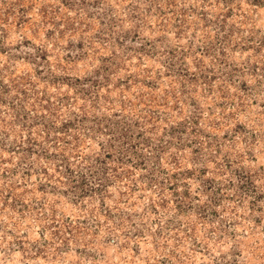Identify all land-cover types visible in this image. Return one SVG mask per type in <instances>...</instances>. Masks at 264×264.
Listing matches in <instances>:
<instances>
[{
  "label": "rangeland",
  "instance_id": "rangeland-1",
  "mask_svg": "<svg viewBox=\"0 0 264 264\" xmlns=\"http://www.w3.org/2000/svg\"><path fill=\"white\" fill-rule=\"evenodd\" d=\"M105 2L106 0H60V4L52 8L50 14L49 8L52 6L41 3L40 0H12L10 5L8 0H4L5 7L0 11V32L3 33L0 36V55L8 54L9 48L5 42L17 32L25 34L22 41L24 47L32 46L35 49L34 53H20L21 44L14 45L16 52L9 59L14 62L15 67L10 68L5 64L4 68L0 69V150H2L0 164H11L14 156H19L16 167L10 170L12 176L19 175L23 182L36 173L37 170L34 168L36 162L44 160L52 163L60 159L56 153L50 154L44 148L40 142L41 136L47 143H52L53 133L57 138L72 134L77 147H80L78 142L84 139L83 129L88 124L87 117L62 122L57 128L54 120L59 119L61 108L72 103L73 96L64 94L55 97L54 94H50L51 89H60L66 85L69 90H75L76 104L84 101L85 106L91 104L92 108H96L103 102L122 108L125 114L123 118L114 121L103 120L98 123L93 121L96 127L88 131L110 135L112 140L104 150L106 154L97 157L96 165L86 171L77 173L71 165L57 166V172L65 168L64 174L68 184L65 189L55 188L51 180L37 183L34 188L24 185L23 190L21 184L10 186V190L4 196L3 207H0V217L7 214L9 221L14 222L16 227L28 221L40 211V208L47 206L49 201L55 202L52 208V224L49 227L59 228L56 220L61 206L66 214L63 222L64 236L61 238L62 247H50L48 241L44 242V247L32 244L31 248L35 255L29 256L23 243L28 233L22 232L21 238L15 240V244L24 254L25 264H29L30 261H41L42 264H154L152 249L158 251V248L152 244V237L142 230L132 232L131 235L124 230L131 217L124 219L114 215L113 209L108 206L109 200L112 199L108 190L116 185H125L126 188L121 189V197H127V202L133 207L144 198L143 195L138 196V193L152 190V186L156 183L154 178L156 169L153 168L151 176L148 175V158L141 149L150 147L152 143L150 134L162 123L169 122L160 119L158 115L160 112L175 114L178 110L182 112L192 107L197 114L191 116L187 123L172 126L170 130L165 131L166 135L173 137V141L165 144L161 140V143L153 148V152L157 154L156 163H164V157L172 148H175L177 153L187 152L191 148L193 155L199 158L201 149L196 146V142L187 143L183 140L189 124L192 126L193 135L198 129L202 135L204 134V129L200 127L202 124L211 127L212 131L227 126L224 123L208 125L200 109L207 104L227 112L229 107L242 103L249 95L247 78L264 76V35H259L257 32L244 37L242 41H237L236 36L239 32L236 24L229 23L235 19L234 8H229L227 12L222 13V16L218 15L214 21L208 20L206 9L202 8L200 12L192 9V16L195 19H190L187 10L180 9L177 12L176 0H167V11L160 7H157L156 11L161 16L174 17L170 27L175 30L173 37L175 41L185 39L186 32H191L187 48L169 43L168 37L163 33L155 36L153 40L145 38L138 47H134L142 39L141 27L142 23H147V17L141 15L137 4H127L124 10L128 12L129 19L142 23H137L133 29L117 32L122 22H126L113 15L114 12L120 11L119 0L111 7H104ZM222 2L227 4L230 0H216L217 4ZM205 4L211 7L209 0H205ZM153 6L155 0H152L149 7L144 10L145 13H151ZM256 7L264 8V0H259ZM77 9L83 13L82 16L76 19L68 16L69 12ZM33 13L41 16L46 23H52L56 17H60L59 20H55V25L59 27L64 24L65 28L59 33L52 29L43 31L41 28H34ZM65 17H67L66 21ZM160 25L164 28L169 27L164 21H161ZM152 28L153 25L147 23V28L143 30L148 31ZM209 28H213V32H209ZM198 33H203V39L199 44L196 43ZM70 36L78 39L73 41ZM65 39L67 43L63 44ZM129 41L131 43H128ZM41 43L52 47H41ZM114 49L123 50L122 55H118ZM108 52H111V55L104 54ZM238 54L245 55L246 62L243 67L234 59ZM159 56H163L164 60L158 61ZM192 57L196 59L190 65L189 60ZM93 58L101 61V68L94 70L93 76H85L81 81L78 75H72L78 70L86 71ZM130 62L131 66L136 68L135 74H130ZM157 63H162L166 71L163 73L157 71L155 68ZM192 67H196L198 71L193 73ZM53 69L62 70L64 74L58 76ZM101 74L104 76L103 80L99 79ZM121 74L125 75L121 77ZM237 77H243L237 93L228 95L225 90L232 89ZM82 84H90L91 87L84 88ZM134 91H140L142 97L139 107L151 110L148 123L153 127L147 132L140 131V121L133 118L137 115L138 107L135 101L129 105L128 102L120 104L118 100L111 99L113 93L119 98L129 97ZM161 93L165 94L164 103L159 99ZM241 93L243 95H240ZM181 97H187L188 102L186 103ZM256 103V100L252 101L253 105ZM261 107H264V103H261ZM38 108L41 111L37 112ZM207 110L209 118L217 115V111H212L210 108ZM34 112L36 115L32 114ZM9 116L12 118L8 119ZM245 117L251 119L247 109L233 113L227 123L239 121L236 124V131L239 134L247 127L248 121ZM144 127L146 128L147 125ZM14 132L16 135L10 141L9 138ZM21 139L23 143L20 142ZM223 140L225 143L228 142L227 133ZM60 142L57 139L53 147H58ZM3 153L8 155L4 156ZM31 157H36L37 161H31ZM64 159L66 161L67 157ZM171 159L173 164L177 166L181 164L178 155ZM226 167L231 168L232 163L228 162ZM141 169L145 170L144 174L136 176L133 181L132 177ZM159 171L161 174L167 173V169L161 168ZM39 173L48 176L49 169L43 167L39 169ZM208 173V168H202L199 170L198 178L203 181L204 190L211 193L210 203L195 205L193 201L198 200L199 197H191L186 185L181 198V194L176 191L181 186V177L188 180L195 176L196 172L192 170H186L183 174L173 172L166 185L164 181L159 183L164 186V191L172 192L175 199L155 203V195H153V203L150 205L151 214L166 215L171 210L181 217H188L189 223L194 224V231L199 232L201 223L207 228L210 220L214 221L222 215L217 211L221 205L225 206L224 211L227 212V205L234 202L232 197L224 196L225 188L219 186L215 179H205ZM234 175L238 183L230 182L231 188L235 189L241 200L249 196L254 197L249 202L250 212L261 215H253L251 224L258 232L264 233L262 227L264 207H260L264 203V185L257 184L259 177L250 170L237 169ZM0 177L7 180L8 171L0 174ZM28 197L42 199L43 203L40 207H29L25 203ZM133 197L136 199L133 200ZM120 202L124 203V200L121 199ZM92 205L95 207H90ZM193 215L199 222L191 220ZM13 216L17 217L19 222L13 221ZM73 220L75 223L70 224ZM170 222L166 221V223ZM229 224L237 229L240 228L239 222L231 221L225 222L224 227H228ZM26 226L30 227V225ZM135 227L136 225L132 224V228ZM8 234L13 235L11 229H8ZM38 234L43 238V230ZM53 236L60 237V231H55ZM156 236L157 244L165 239L160 229H157ZM120 241L125 242L120 243ZM75 244L79 246L73 247ZM149 245L152 246L151 249ZM89 248H94L96 251H89ZM113 248H115L114 252ZM201 255L207 253L196 251L195 258H191L185 264H197V258ZM232 255L233 264H240L239 259L235 258L244 256L243 246L233 249ZM160 264L164 262L161 261ZM173 264H180V261L173 257ZM244 264L249 262L245 261Z\"/></svg>",
  "mask_w": 264,
  "mask_h": 264
},
{
  "label": "clouds",
  "instance_id": "clouds-1",
  "mask_svg": "<svg viewBox=\"0 0 264 264\" xmlns=\"http://www.w3.org/2000/svg\"><path fill=\"white\" fill-rule=\"evenodd\" d=\"M9 5L12 0H8ZM41 3L51 5L49 8V13L51 14L52 8L60 4V0H40ZM152 0H119L120 11L114 12L113 15L122 19V26L117 28V32H122L125 30L133 29L137 23H142L140 21L129 19V14L125 11V6L127 4H137L140 9L141 15L147 17V23H151L153 28L148 31H144V28H147V23H142L141 27V41H138L134 47H138L140 43L143 42V39L153 40L155 36L161 35L162 33L168 37V42L175 44L177 46L185 47L188 46V39L191 38V32H186L185 39L180 41H175L173 39L175 30L170 27L171 22L173 21V16H161L159 12L156 11L157 7L164 8L167 11V0H155V6L152 7L151 13H145V9L149 7ZM259 3V0H230L227 4L225 3H216V0H209L211 7L205 4V0H176V10L179 12L180 9L187 10L189 13L190 19H195L192 16V9H195L197 12H200L202 8L206 9L208 12V20H216L218 15L222 16V13L228 11L229 8H234V21L229 23H235L236 28L239 34L236 36L237 41H242L244 37H249L251 35L257 34L264 35V8H257L256 4ZM117 4V0H106L104 7H111ZM5 7L4 0H0V11H3ZM66 11V10H63ZM103 11V8L101 9ZM17 15H19L17 9ZM83 13L80 10H75L68 13V16H71L73 19H76L79 16H82ZM60 17H56L55 20H59ZM55 20L52 23H46L41 16L32 14V21L34 28H41L43 31L52 29L57 33L61 29L65 28L64 24L56 27ZM67 17H65V21ZM164 21L165 25L169 27L164 28L160 25V22ZM98 23V22H97ZM218 31V29H216ZM209 32H213V28L208 29ZM3 33L0 32V36ZM223 35V33H221ZM25 34L22 32H17L12 34L9 39L5 42V45L9 48L7 55H0V69L4 68L5 64H8L10 68H14L15 64L13 61H10L9 57L16 52V49L13 47L16 44H21L19 49L20 53H34L35 49L32 46L24 47L22 41L24 40ZM73 41L78 39L77 37H69ZM203 39V33L197 34L196 43H201ZM63 44L67 43L65 39ZM128 43H131L129 41ZM41 47L47 46L49 48L52 45H45L41 43ZM118 55H122L123 50L114 49ZM163 51V47H161ZM105 55H111V52L104 53ZM250 55V54H248ZM195 57L189 60V64H193ZM241 67L245 61V55L238 54L234 58ZM158 61H163L164 57H157ZM130 74H135L136 68L131 66L130 62ZM101 68L100 59L93 58L86 71H76L72 75L79 76L81 81H83L85 76H93L94 70ZM157 71L163 73L166 71V68L162 63H157L155 65ZM191 71L193 73L197 72L196 67H192ZM56 75H63L62 70L53 69ZM125 74H121L123 77ZM95 78V77H94ZM99 79L103 80L104 76L101 74ZM243 77H237L234 86L230 91L225 90L228 95H233L237 93L239 84ZM8 83V81H5ZM247 83L249 85L250 93L243 100L242 103H237L233 107H229L228 111L225 112L223 109L217 110L213 105H205L200 109L204 119L207 121L208 125H218V123L227 124L226 127L219 128L218 131H212L211 127H207L202 124L200 127L204 129V134L202 135L197 130V133L193 135L192 126L189 124L188 130L185 133L183 140L187 143L196 142V146L201 149L199 158L193 155V150L189 148L187 152H179L175 148H172L171 151L167 153L164 157L165 162L162 164L156 163L157 154L153 152V148L158 146L161 143V140L165 144H168L169 141H173L171 135H166L165 131L170 130L172 126H180L182 123H187L191 116H195L196 110L192 107L184 109L182 112L178 110L175 114H172L167 111L160 112L158 115L162 121L160 127L156 131L150 134L151 136V146L148 148H142L144 156L148 158V169L147 173L151 176L153 168L156 169L155 180L156 183L152 186V190L147 193H138L143 195L144 198L139 200L136 203V206L133 207L132 204L127 202V197H121V189H125L126 186L116 185L108 190L111 194L112 199L109 200L108 206L113 209L114 215H118L121 218L127 219L131 217V221L126 224L125 229L128 231V234L131 235L132 232L137 230H142L146 232L150 237H152V244L156 245V249H152V258L154 264H160L161 261L164 264H173V257H175L180 264H185L189 262L191 258H195L196 251H202L207 253V255H201L197 258V264H233L234 256L232 255L233 249H238L241 246L244 248V256L235 258L239 259L240 264H244L245 261H248L249 264H264V233L258 232L252 224V216H260L261 213L252 214L249 209V202L254 199V197L249 196L246 199H240L237 196V193L234 188H231V184L238 183L237 177L234 175V172L237 169H247L255 173L259 179L257 184L264 185V107H261V103H264V76L251 77L247 78ZM84 88H90V84H82ZM50 94H54L55 97L62 96L64 94H69L73 96L72 103L67 107H63L59 113V119H55L54 123L57 128L60 127L62 122L73 121L76 118H88V124L83 129L84 139L79 141L80 147H77V142L73 140L72 134H67L66 136L57 138L55 133H53L52 143H47L44 138L40 137V142L51 153H56L60 157L58 160H54L52 163L47 161L40 160L34 164V168L37 170L35 174L31 176L30 179L21 181L19 175L12 176L11 169L16 167V161L20 159L19 156H14V159L11 164H0V174L8 171L9 178L7 180L0 177V207H3V199L6 193L10 190V186L14 184H21V190H23L24 185L35 187L37 183L47 182L51 180L53 186L57 189H65L68 187L67 177L64 174L65 168H61L60 172L56 171V168L60 164L71 165L72 169L79 173L81 171H86L88 168H91L96 165V158L105 155V149H107L109 142L112 140V137L107 134H97L94 131H88L96 127V124L99 121L103 120H116L118 118L124 117V112L122 108L113 107L111 104L101 102L100 105L96 108H92L91 104L85 106L84 101H81L80 104L75 103V90H69L65 85L63 88L56 89L53 88L50 90ZM164 93L160 94V102L164 103ZM240 95H243L242 93ZM113 100H118V103L123 104L128 102L129 105L132 101H135L137 104L136 113L134 119L140 121L141 129L140 131L147 132L148 129H151L153 126L148 123L151 118V110L148 108L139 107L141 103L140 91H134L133 94L129 97H117L116 93H113L111 97ZM186 103L188 102L187 97H181ZM256 100L255 105L252 104V101ZM215 101V97H213ZM231 103V102H229ZM217 111L215 117L209 118V111ZM247 109L248 117L247 127L241 133H237L236 124L239 121H233L228 124L227 122L231 120L232 114L239 111H244ZM31 111V109H29ZM41 111L39 108L37 112ZM36 115V113H32ZM131 115V113H129ZM12 117L9 116L8 119ZM144 125H147L145 128ZM40 131V129H37ZM228 134V142L225 143L223 137L225 134ZM15 132L10 136L9 140L15 136ZM90 137V138H89ZM207 137V138H206ZM234 137V138H233ZM57 139L61 142L58 147H53V144L56 143ZM23 143V139L20 140ZM208 145H212L209 147ZM2 151V150H0ZM4 156H7V153H3ZM179 156L181 164L177 166L172 163L173 156ZM65 157L67 160L65 161ZM87 157V159H86ZM31 161H37L36 157H31ZM228 162L232 163V167H226ZM47 167L49 169V175L45 176L39 173V169ZM208 168L209 173L208 177L205 179H215L217 184L225 188L224 196L232 197L234 202L227 205L228 211H224V205H221L217 209L218 212H221L222 215L215 219L214 221L210 220L208 222L207 228L201 223L199 232L194 231V224L189 223L188 217H181L179 214L169 211L166 215H152L150 212V205L153 203V195H155V203H161L166 199H175L172 192L164 191V186L159 182L164 181L165 185L169 182V178L173 172L183 174L186 170H192L196 172V175L191 179L185 180L181 177L180 187L176 189L178 193L181 194L185 192V185L187 190L191 193V197H199L198 200H194L195 205H206L210 203L211 193H207L202 187L203 181L198 178L199 170L202 168ZM167 169L166 174H161L160 169ZM102 172V170H100ZM123 171V170H122ZM145 172L144 169H141L140 172H137L132 180L135 181L136 176L143 175ZM102 179V176L100 177ZM121 199L124 200V203H121ZM136 198L133 197V200ZM25 203L29 207H40L43 203L42 199H33L28 197L25 200ZM55 206L54 201H49V204L45 207L40 208V211L28 221L20 223L19 227L15 226V223L9 221L8 215L5 214L3 217H0V264H25V257L22 251L15 244V240L21 238L22 232H27L28 235L23 239L25 249L29 256H34L35 252L32 250L31 245L36 244L38 247H44V242L48 241L49 246L62 247L61 238L64 236L63 229L65 227V212L63 206H61L59 217L56 220V223L59 225V228L49 227L52 224V208ZM90 207H95L94 205ZM264 207V203L260 205ZM71 215V213H68ZM82 215V214H81ZM193 222L197 221V217L193 215L191 217ZM13 221L19 222L18 218L13 216ZM166 221H171L166 223ZM231 221L233 223L239 222L240 228L229 224L228 227H224V223ZM75 223V220L71 221ZM69 224V226H70ZM132 224H135L136 227L132 228ZM30 225V227L26 226ZM264 227V226H262ZM8 229L12 230L13 235L8 234ZM157 229H160L165 236L164 241L157 244ZM43 230V238L38 234ZM59 230L61 233L60 237H54L53 233ZM58 241H61L58 243ZM125 241H120L124 243ZM79 244L73 245V247H78ZM151 245L149 248L151 249ZM89 251H96L94 248H89ZM115 248H113V252ZM99 254V253H97ZM29 264H42L41 261H30Z\"/></svg>",
  "mask_w": 264,
  "mask_h": 264
}]
</instances>
